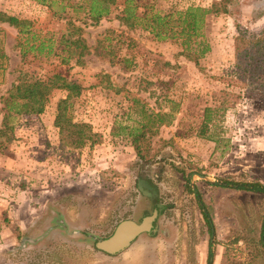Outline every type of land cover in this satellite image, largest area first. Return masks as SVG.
Wrapping results in <instances>:
<instances>
[{
  "label": "rangeland",
  "instance_id": "obj_1",
  "mask_svg": "<svg viewBox=\"0 0 264 264\" xmlns=\"http://www.w3.org/2000/svg\"><path fill=\"white\" fill-rule=\"evenodd\" d=\"M77 1L0 0V11L29 20L39 38L51 36L55 42L71 30L65 28L69 20L88 47L78 62L74 57L62 64L35 50L21 58L16 41L23 37L0 23V97L19 71L34 77L60 74L82 86L69 105L73 120L89 123L100 135L98 143L80 148L59 141L52 120L64 95L60 90L50 93L41 113L11 118L14 137L0 150V177L26 190L35 207L42 203L41 193L51 192L43 215L50 230H14L20 242L44 235V255L18 246L16 258L22 264H206L211 250V264H264L259 237L264 194L221 184L257 180L264 185V87L237 81L232 62L237 29L262 28L264 0H236L227 12L206 15L209 50L197 64L180 54L178 41L120 24L115 17L123 0H115L96 23L68 6ZM211 1L136 0V11L140 15L151 7L164 14L189 5L208 7ZM222 91L226 108L209 129L215 142L197 130L204 107L219 101ZM157 113H165L168 123L156 125ZM140 123L149 127L147 139L139 142L147 149L144 159L135 155L129 137ZM139 179L150 184L163 206L156 231L139 234L114 255L97 250L95 241L119 221L138 222L151 211ZM195 193L212 223L211 236Z\"/></svg>",
  "mask_w": 264,
  "mask_h": 264
},
{
  "label": "trees",
  "instance_id": "obj_2",
  "mask_svg": "<svg viewBox=\"0 0 264 264\" xmlns=\"http://www.w3.org/2000/svg\"><path fill=\"white\" fill-rule=\"evenodd\" d=\"M235 1L212 0L208 7L189 5L183 9L164 14L153 11L149 7L148 10L139 15L136 11V0H123L120 14L116 15L115 18L127 28L140 26L159 40L173 39L178 41L181 48L180 54L197 64L198 59L209 50V45L203 33L205 16L212 13H225ZM114 2L115 0H78L68 6L73 11L82 10L90 22L96 23L110 12L109 6L114 4ZM0 23H6L15 28L17 33L23 37L22 42L16 41V45L20 47L19 54L21 58L27 52L35 50L37 56L50 57L54 55L63 64L74 57L75 62H78L81 56L88 52V47L77 34L79 29L73 27L69 20L65 23V28L71 27V30L67 31V33H60L55 42H53L51 36L39 38L38 34L31 30V23L27 19H20L0 11ZM35 40H37V43H34ZM54 44L57 49L55 53L53 51ZM95 52L100 54L96 49ZM232 57L234 78L237 81L252 88L264 87V24L258 32L253 33L237 29V33L233 37ZM53 90L64 92V95L56 101L52 120V125L56 128L59 141L70 148L90 146L99 142V133L94 132L89 123L74 121L72 118L69 105L71 100L80 94L82 90L80 84L67 80L64 76L57 73L47 77H34L27 72L19 71L15 81L6 90L5 96L0 97V101L3 103L2 109L4 110L0 120V150L8 148L13 140L11 118L15 115L41 113ZM226 95L227 93L222 91V97L219 101L215 99L216 103L214 105L204 107L203 116L197 130L199 137L216 140L209 132V129L216 120L215 116L219 112L222 113L226 108L224 103L226 100L224 96ZM164 115L166 114L157 113L155 115L156 125L168 123V121L165 122L162 119ZM147 132H149V127L143 123L132 127L129 132L134 153L140 159H144L147 156V149H142L139 145L141 140L144 142L147 139ZM221 184L224 186L230 185L238 190L264 194V185L257 180L240 182L222 180ZM195 194L198 199V206L201 208L202 216L208 227V233L211 236L213 234L212 223L207 211L203 208L199 195ZM259 237L264 250V216L260 225ZM211 258L212 252L208 250L206 264H211Z\"/></svg>",
  "mask_w": 264,
  "mask_h": 264
},
{
  "label": "crops",
  "instance_id": "obj_3",
  "mask_svg": "<svg viewBox=\"0 0 264 264\" xmlns=\"http://www.w3.org/2000/svg\"><path fill=\"white\" fill-rule=\"evenodd\" d=\"M3 154L7 155L8 153ZM5 159H9V156H6ZM4 164H6V160ZM7 166L9 170L12 168V159L7 163ZM28 194L26 190H22L14 184L10 185L0 177V264H22L15 256L18 246L29 249V254L41 253L44 255V249L48 245L44 235L36 240L20 242L14 234V230L34 233L38 230L43 232L49 229L43 215L47 208L45 202L51 198V192L41 193L38 200L42 199V203L36 207L30 204L29 200H32V197L30 198Z\"/></svg>",
  "mask_w": 264,
  "mask_h": 264
},
{
  "label": "water",
  "instance_id": "obj_4",
  "mask_svg": "<svg viewBox=\"0 0 264 264\" xmlns=\"http://www.w3.org/2000/svg\"><path fill=\"white\" fill-rule=\"evenodd\" d=\"M137 187L140 193L150 200L151 211L143 214L138 222L132 219L119 221L107 237L95 241L94 247L97 250L114 255L128 248L139 234H153L156 231V220L163 206L157 201L156 192L148 182L139 179Z\"/></svg>",
  "mask_w": 264,
  "mask_h": 264
}]
</instances>
